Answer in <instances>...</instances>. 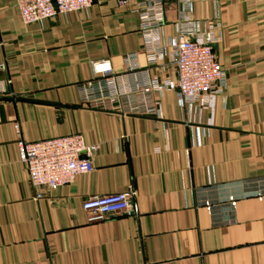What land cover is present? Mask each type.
Here are the masks:
<instances>
[{"label":"crops","instance_id":"1","mask_svg":"<svg viewBox=\"0 0 264 264\" xmlns=\"http://www.w3.org/2000/svg\"><path fill=\"white\" fill-rule=\"evenodd\" d=\"M140 1L92 0L23 25L14 0H0V264H264V0H192L200 32L219 21L212 49L226 89L207 107L181 108L172 91L156 95L159 119L83 105L78 86L96 60L124 83L175 81L177 2L161 0L166 56L148 63ZM71 134L97 146L93 171L32 188L16 141ZM128 187L129 214L86 222L82 201Z\"/></svg>","mask_w":264,"mask_h":264},{"label":"built area","instance_id":"2","mask_svg":"<svg viewBox=\"0 0 264 264\" xmlns=\"http://www.w3.org/2000/svg\"><path fill=\"white\" fill-rule=\"evenodd\" d=\"M176 36L167 47L170 64L175 69V81L150 79L144 85L124 83L113 76L107 60H96L90 65L92 80L80 83L79 96L83 105L116 104L124 114L160 118L157 96L172 91L179 107H207L226 89V74L219 65L212 45L217 42L213 30L219 27L218 16L205 23V30H198V23L191 17L192 0H176ZM92 0H14V6L23 25L38 23L57 14H67L88 9ZM118 7H127L128 0H116ZM137 13L143 51L148 63L161 61L166 56V46L160 39L164 24V4L161 0H141L132 10ZM127 71L134 73L137 65L134 54L125 59ZM2 65H0V70ZM17 133L18 127L14 124ZM18 161L24 165L29 185L38 190H54L72 183L77 175L93 171L92 157L96 145H85L80 134H71L36 142L16 141ZM135 192L128 187L125 192L82 201L81 210L87 223H95L116 214H129ZM42 198L37 193L34 199ZM230 203H232L230 199Z\"/></svg>","mask_w":264,"mask_h":264},{"label":"water","instance_id":"3","mask_svg":"<svg viewBox=\"0 0 264 264\" xmlns=\"http://www.w3.org/2000/svg\"><path fill=\"white\" fill-rule=\"evenodd\" d=\"M212 48H214V46H212Z\"/></svg>","mask_w":264,"mask_h":264}]
</instances>
